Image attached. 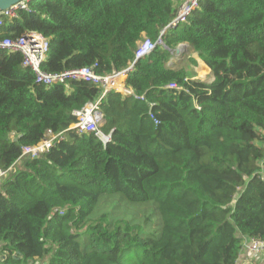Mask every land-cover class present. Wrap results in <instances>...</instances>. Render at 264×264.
<instances>
[{
  "label": "trees",
  "instance_id": "trees-1",
  "mask_svg": "<svg viewBox=\"0 0 264 264\" xmlns=\"http://www.w3.org/2000/svg\"><path fill=\"white\" fill-rule=\"evenodd\" d=\"M185 1L38 0L5 20L0 40H49L46 73L133 66L134 96L102 101L104 143L71 129L100 88L45 87L20 54L0 51V264H239L250 240L264 241V0H198L163 35ZM145 39L163 45L136 62ZM182 44L211 82L191 79L186 56L170 66ZM49 132L65 140L21 158ZM116 196L149 205L99 215Z\"/></svg>",
  "mask_w": 264,
  "mask_h": 264
},
{
  "label": "built area",
  "instance_id": "built-area-1",
  "mask_svg": "<svg viewBox=\"0 0 264 264\" xmlns=\"http://www.w3.org/2000/svg\"><path fill=\"white\" fill-rule=\"evenodd\" d=\"M36 1L38 0H23L7 10L0 11V28L4 26L5 20L18 18L19 12H30V4ZM197 6L198 0H187L184 2L177 18L169 26L170 29L185 23ZM159 45H163L161 39L157 42L145 39L139 44L135 60L137 61L150 55ZM49 49V40L38 32H27L18 38L0 40V51L20 54L23 57V66L35 74L38 84L49 88L58 84H67L70 81H81L100 88L102 94L96 102L87 104L81 110L74 112L77 122L71 129L76 130L80 134L95 133L104 143L110 142L111 135H105L101 131L104 120L100 105L110 94L116 93L123 96H134V91L127 86L128 74L133 66L127 70L115 71L111 75L106 76L98 74L96 70L97 65L67 70L61 73H46L42 70V65L49 56ZM167 88L177 90L179 86L176 83H172ZM138 99L144 100V97H139ZM155 123L158 124L156 119ZM64 133L55 134L49 132L38 144L24 147L21 158L35 160L43 154L49 153L58 142L65 140ZM8 172L7 170L0 169V183ZM246 245L247 251L252 258L259 259L264 253V241L252 239Z\"/></svg>",
  "mask_w": 264,
  "mask_h": 264
},
{
  "label": "rangeland",
  "instance_id": "rangeland-1",
  "mask_svg": "<svg viewBox=\"0 0 264 264\" xmlns=\"http://www.w3.org/2000/svg\"><path fill=\"white\" fill-rule=\"evenodd\" d=\"M192 52L193 51H190V49L188 48L184 51L183 54H186L187 55L186 57H188V55L190 53L193 55ZM183 54L180 57H184ZM179 65H181V63ZM196 69H197V67H196ZM210 79L211 78H209V75H204V77H203L204 82H209ZM116 197L117 198L119 197L120 201H115V203H113L112 207H110L109 205L104 206V208L101 209L98 214L102 215L104 213H110L113 211L116 216H122L123 218H126V217L133 218V217H137L136 214H138V213L142 212L144 209L148 208L147 206L149 205V204H133V203L127 202L126 200H122V198L120 196H116ZM251 258L249 261H247V263L251 262ZM252 259H255V258H252Z\"/></svg>",
  "mask_w": 264,
  "mask_h": 264
},
{
  "label": "crops",
  "instance_id": "crops-1",
  "mask_svg": "<svg viewBox=\"0 0 264 264\" xmlns=\"http://www.w3.org/2000/svg\"><path fill=\"white\" fill-rule=\"evenodd\" d=\"M187 1V0H186ZM185 1V2H186ZM190 49V51H193L190 47H189V45L188 44H186L184 47H182V48H180V54H173V57L171 58V62H170V66L171 67H173V68H177L178 66H179V64L181 63V61L183 60V58L184 57H180L183 53H184V51L186 50V49ZM174 53V52H173ZM193 53V55L190 53L189 55H188V57L187 58H191V59H193L195 62H196V67H197V69H196V67H193L194 68V72H195V76H193L191 79L192 80H201V81H204L203 80V78L202 77H204V76H202V70L201 69H204V67H205V75H209V78H211L210 80H209V82H211L212 80H213V76H212V71H211V69L205 64V62L201 59V56H200V54H198V53H195V52H192ZM183 56H187L186 54H183ZM199 59V60H198ZM203 62H202V61ZM206 66L209 68V71H208V69L206 68ZM130 89V88H129ZM248 255H249V253L248 252H246V254L245 255H243V257L240 259V261H239V264L242 262H244L245 264L247 263V261H249L250 260V258L248 257ZM249 264V263H248Z\"/></svg>",
  "mask_w": 264,
  "mask_h": 264
},
{
  "label": "water",
  "instance_id": "water-1",
  "mask_svg": "<svg viewBox=\"0 0 264 264\" xmlns=\"http://www.w3.org/2000/svg\"><path fill=\"white\" fill-rule=\"evenodd\" d=\"M23 0H0V11H4L9 9L10 7H12L13 5H16L17 3L21 2ZM178 26V25H177ZM176 26V27H177ZM170 29V27L166 28L163 32V35L168 32V30ZM186 44H182L180 45L178 48H176L173 52L174 54H180V48L184 47ZM138 61V60H137ZM136 61V62H137ZM112 95V94H110ZM109 95V96H110Z\"/></svg>",
  "mask_w": 264,
  "mask_h": 264
},
{
  "label": "bare ground",
  "instance_id": "bare-ground-1",
  "mask_svg": "<svg viewBox=\"0 0 264 264\" xmlns=\"http://www.w3.org/2000/svg\"><path fill=\"white\" fill-rule=\"evenodd\" d=\"M202 76H204L205 75V68L202 70ZM203 78V77H202Z\"/></svg>",
  "mask_w": 264,
  "mask_h": 264
}]
</instances>
